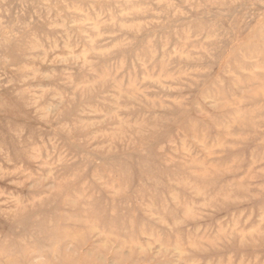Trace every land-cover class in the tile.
<instances>
[{
	"label": "clouds",
	"instance_id": "obj_1",
	"mask_svg": "<svg viewBox=\"0 0 264 264\" xmlns=\"http://www.w3.org/2000/svg\"><path fill=\"white\" fill-rule=\"evenodd\" d=\"M3 117L0 264H264V0H0Z\"/></svg>",
	"mask_w": 264,
	"mask_h": 264
},
{
	"label": "rangeland",
	"instance_id": "obj_2",
	"mask_svg": "<svg viewBox=\"0 0 264 264\" xmlns=\"http://www.w3.org/2000/svg\"><path fill=\"white\" fill-rule=\"evenodd\" d=\"M20 2H23V0H20ZM15 7L19 8L20 3H16ZM7 120H8V117L0 118V133H3L5 141H7V139H8V137H7ZM17 123L24 124L26 126L27 130L29 132H32L34 134V136H39L42 134L35 128V125L28 120L19 119V120H17ZM4 187H5V190H8L6 182H5ZM220 255H223V253L214 254L213 259L215 260Z\"/></svg>",
	"mask_w": 264,
	"mask_h": 264
}]
</instances>
